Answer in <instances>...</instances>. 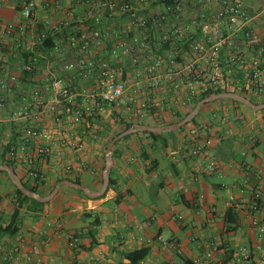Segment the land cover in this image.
I'll return each mask as SVG.
<instances>
[{"label":"built area","instance_id":"1","mask_svg":"<svg viewBox=\"0 0 264 264\" xmlns=\"http://www.w3.org/2000/svg\"><path fill=\"white\" fill-rule=\"evenodd\" d=\"M20 2L18 22L0 20V110L7 96L16 94L22 100L9 114L8 121L22 122V132L8 155L28 166L32 179L37 177L34 157L50 156L53 135L41 126L43 115L66 129L92 128L105 107L124 98L131 101L136 119H142L150 111L175 117L209 90L249 98L264 94V32L255 27L258 19H264V5L249 11L242 0H41L40 9L47 15L38 20L36 2ZM50 40L46 57L39 46ZM13 63L18 74L10 71ZM22 74L27 76L21 78ZM66 75L71 81L92 80V91L67 85ZM127 89L130 93L125 95ZM70 129L61 142L71 150L81 148L82 141ZM207 132L205 125H193L185 132L192 159L205 157L211 149ZM35 140L41 142L37 147ZM7 142L0 138V145ZM84 166L83 161L65 164L62 171L78 174ZM204 167L212 173L215 162L208 159ZM231 207L249 218L251 239L234 250L208 239L200 243L203 251L195 263L264 264L261 191L251 192L248 201L236 199ZM195 209L202 214V203ZM215 213L214 207H207L208 216ZM69 240L72 246L77 238ZM157 240L181 253L179 243Z\"/></svg>","mask_w":264,"mask_h":264},{"label":"crops","instance_id":"2","mask_svg":"<svg viewBox=\"0 0 264 264\" xmlns=\"http://www.w3.org/2000/svg\"><path fill=\"white\" fill-rule=\"evenodd\" d=\"M20 1L1 0L0 20L18 22ZM34 1L36 18L44 20L47 14L40 9L41 0ZM242 1L249 11L264 5V0ZM255 27L264 32V19H258ZM10 71L19 73L15 63ZM65 80L67 85H81L92 91V80L71 81L68 75ZM249 100L264 104L263 95ZM233 102L216 100L200 108L194 125L207 126L212 138L211 149L203 158L188 155L190 145L185 132L189 127L158 139L132 133L119 140L112 149L109 184L100 197L90 198L64 186L42 206L18 204L13 186L0 174V227L14 220L12 227L16 228L14 234L0 233V264H131L124 255L134 251H145L138 264H199L195 263L203 251L199 245L208 239L232 250L245 244L252 236L245 212L236 209L238 227L229 232L224 230L221 215L235 205L236 199L248 201L254 190L261 191L264 207V109L253 110ZM130 103L124 99L116 106L105 107L92 128L66 129L43 115L41 126L50 130L53 138L49 158L33 159L42 181L38 194L46 196L59 179L77 180L90 193L97 192L102 184L108 139L121 130L115 119L133 125L145 119L143 125L153 126L149 117L136 121ZM21 105L22 100L14 94L7 96L0 110V138L9 140L14 136L16 145L22 122H10L8 118ZM68 129L82 141L81 148L71 150L61 142ZM40 144L35 140L33 147ZM208 159L215 162L212 173L204 169ZM80 161L85 166L78 174L63 173V165L76 166ZM27 169L17 161L14 171L31 186L34 183ZM200 203L202 214H197L195 204ZM207 207H214L216 213L208 216ZM71 236L77 238L72 246ZM157 237L179 243L181 253L165 248Z\"/></svg>","mask_w":264,"mask_h":264},{"label":"trees","instance_id":"3","mask_svg":"<svg viewBox=\"0 0 264 264\" xmlns=\"http://www.w3.org/2000/svg\"><path fill=\"white\" fill-rule=\"evenodd\" d=\"M120 24V21L119 20H116L115 21V25H116V28H118V25ZM40 26V25H38ZM115 37H113L114 39ZM117 39V37H116ZM52 40H50L49 42L47 43H44L43 45H40L39 46V50H41L46 57H48V51L49 49L51 48L52 46ZM107 46L110 47V44H107ZM156 56H164V53L163 52H156L155 53ZM42 62V61H41ZM39 62V63H41ZM27 75L25 74H22L21 75V78H25ZM225 91H221V90H209L205 93H203L202 95H200L199 97L195 98L192 105L183 113H177V115L175 117H172L171 120H169L167 117V115H163L161 117L155 115V113L153 111H150L147 113V115H145V117H149L151 118L152 122H153V126H165V125H169V124H172V123H176L180 120H182L193 108L194 106L201 100H203L204 98H207V97H210L212 95H216V94H221V93H224ZM246 98H249L247 96H245ZM250 99V98H249ZM234 103V102H233ZM199 116V113L197 114V116L188 124H186L185 126H183L180 130H178L179 132L180 131H183L187 125L191 124V125H194L195 122H196V118ZM140 119H137L136 121H138ZM144 120H140L139 124L140 125H143L144 123ZM115 123H117L118 125H120V131L111 135L108 139V142L114 137V136H117L118 134H120L121 132L129 129L134 123H132L131 121L129 122H126L124 121L123 119L121 118H116ZM172 133H170L169 135H171ZM146 135L148 137H151L153 139H158V138H162V137H165L166 134H163V135H156V134H152V133H146ZM128 136H125L122 138L123 139H126ZM15 137L12 136L11 138L9 137V140L7 142L6 145H3L1 146V149H0V164H3V165H7V166H10L13 168V170H15L16 168V165H17V161L16 159H14L13 157H10L8 155L9 153V147L12 146V145H15L16 146V143H14ZM118 143V142H117ZM0 174H3L7 181L9 183L10 180L8 179L7 177V174L5 172H0ZM63 180H66V179H59V181H63ZM21 182L23 183L24 187L32 192H35V193H39L38 191V187L42 184V181L40 179V175L39 173L37 172V177H35L33 179V185L29 186L27 185L23 179H21ZM75 184H78L79 185V182L77 180H74L73 181ZM12 185V184H11ZM13 186V185H12ZM13 189H14V194L17 198V203L20 204V202H30L32 203L33 205L35 206H42L43 204L42 203H38L36 202L35 200L33 199H30L26 196H23L14 186H13ZM16 214V213H15ZM15 217V216H14ZM224 217H225V221H223V224L225 226L224 230L226 232H229V231H232V230H235L237 227H238V217H237V213L235 212V209L234 208H230L226 211V213L224 214ZM14 226V220L8 224V226L6 227H0V233L2 234H14V232L16 231V228L15 227H12ZM145 256V251H134V252H129V253H126L124 255V257L131 263V264H138Z\"/></svg>","mask_w":264,"mask_h":264},{"label":"water","instance_id":"4","mask_svg":"<svg viewBox=\"0 0 264 264\" xmlns=\"http://www.w3.org/2000/svg\"><path fill=\"white\" fill-rule=\"evenodd\" d=\"M222 99H228V100L237 102L253 110L264 109V104L256 105L253 102H251L249 99H247L246 97L238 95L236 93H221V94L212 95L210 97L204 98L203 100L199 101L194 106V108L182 120L176 123H172V124L165 125V126H149V125H140V124L132 125L129 129L121 132L117 136H114L107 143L106 150H105V156H104V169L102 172V184H101L100 189L95 193H90L88 189L83 188L79 186L78 184H75L74 182H71L69 180H63V181L57 182L56 185L53 187V189L50 191V193H48L46 196H41L38 193H35V192H32L26 189L12 167L0 164V172H5L7 174V177L10 180L11 184L23 196L33 199L38 203L48 202L58 193L59 189L64 186L77 190V191H81L90 198L100 197L104 195L105 191L107 190V187L109 184V173H110V169L112 166V149L119 140H121L123 137L129 134H132V133H152L156 135H163V134H169V133L178 131L183 126L190 123L197 116L202 106H204L205 104L211 103L213 101L222 100Z\"/></svg>","mask_w":264,"mask_h":264},{"label":"rangeland","instance_id":"5","mask_svg":"<svg viewBox=\"0 0 264 264\" xmlns=\"http://www.w3.org/2000/svg\"><path fill=\"white\" fill-rule=\"evenodd\" d=\"M128 93H130V90L127 89V91L125 92V95H128ZM263 97H264V94H263ZM125 99V98H124ZM187 110V109H186ZM153 124V123H152ZM191 124L187 125L185 129H187L188 127H190Z\"/></svg>","mask_w":264,"mask_h":264}]
</instances>
